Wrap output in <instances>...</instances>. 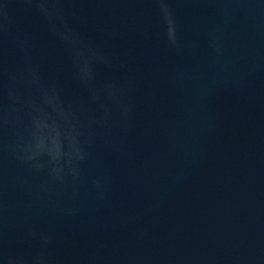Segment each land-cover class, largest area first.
<instances>
[{"label": "water", "instance_id": "water-1", "mask_svg": "<svg viewBox=\"0 0 264 264\" xmlns=\"http://www.w3.org/2000/svg\"><path fill=\"white\" fill-rule=\"evenodd\" d=\"M0 264H264V0H0Z\"/></svg>", "mask_w": 264, "mask_h": 264}]
</instances>
